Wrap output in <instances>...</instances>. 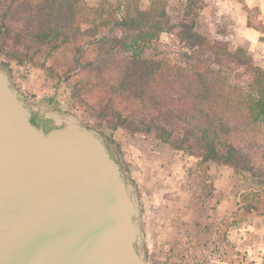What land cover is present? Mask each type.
I'll return each mask as SVG.
<instances>
[{
    "label": "trees",
    "instance_id": "obj_1",
    "mask_svg": "<svg viewBox=\"0 0 264 264\" xmlns=\"http://www.w3.org/2000/svg\"><path fill=\"white\" fill-rule=\"evenodd\" d=\"M21 2L26 12L39 16L40 23L30 28L16 26L14 9ZM203 7L201 0H187L173 23L164 0H152L144 10L136 0H127L120 17L110 0H100L96 7L80 0H0V37L25 48L12 52L0 47V56L21 65L31 61L29 48L59 50L82 26L91 28L93 35L107 32L105 39L111 48L132 52L131 57L109 61L108 54L98 50L97 59L88 60L83 68H88L86 80L71 93L73 103L97 127L123 129L130 136L153 135L172 151L200 163L263 177L244 159L240 144L242 135L264 127V69L244 49L231 50L226 42L209 40L195 30ZM173 32L187 48L180 65L140 58L161 34ZM98 62L100 67L95 66ZM94 92L98 94L96 105L84 96ZM35 120L33 116L31 121ZM262 148L264 151V143ZM251 211L263 216L264 205H247L239 216Z\"/></svg>",
    "mask_w": 264,
    "mask_h": 264
},
{
    "label": "water",
    "instance_id": "obj_2",
    "mask_svg": "<svg viewBox=\"0 0 264 264\" xmlns=\"http://www.w3.org/2000/svg\"><path fill=\"white\" fill-rule=\"evenodd\" d=\"M0 264H148L118 145L54 101H29L2 62Z\"/></svg>",
    "mask_w": 264,
    "mask_h": 264
},
{
    "label": "rangeland",
    "instance_id": "obj_3",
    "mask_svg": "<svg viewBox=\"0 0 264 264\" xmlns=\"http://www.w3.org/2000/svg\"><path fill=\"white\" fill-rule=\"evenodd\" d=\"M73 1V0H72ZM127 0H110L113 7L117 9L118 17H120L123 6ZM141 9H148L152 0H136ZM166 11L173 23H177L179 15L183 11V7L187 0H164ZM204 7L198 11L199 15L196 20L195 30L209 40L224 41L229 45L231 50L242 48L251 57L253 63L264 69V37L263 42L257 46L249 47L244 45L240 39H237L231 29L233 24L241 27L243 24L252 26L255 30L264 33V0H220L226 9L220 10V19L217 17L216 8H212L209 18L212 20L201 22L200 15L204 8L211 5L212 2L219 0H201ZM85 2L87 6L96 7L100 0H80ZM22 2L18 3L14 9L17 15L16 26L30 28L37 21L40 23L39 16L35 13H28L23 9ZM216 10V11H215ZM29 11V10H28ZM64 13H61L63 16ZM246 21V22H245ZM200 23V24H199ZM80 31L73 33L70 42L59 50L48 52L47 49L29 48L27 55L31 61H25L18 65L13 59L6 55L0 56V62L8 65L14 84L31 102L41 99L54 101L59 108L76 114L88 126L97 128L110 140L114 141L121 150L124 161L131 172L136 185L140 184V179L146 169L154 163L155 160L165 159L169 155L166 151L171 149L160 143L153 135L135 134L130 136L123 129L110 131L106 128H99L96 122L86 113V111L71 100V93L75 85L84 83L87 77L88 60L95 57L97 59L98 50L106 52L109 61L117 58H130L132 52L121 53L117 48H111V43L107 39V32L102 35H93L89 27H80ZM89 39V40H88ZM97 42H100L99 44ZM97 43V46L96 44ZM0 47L6 51L23 52L25 48L14 44L13 41H7L0 37ZM111 49V51H110ZM187 51L186 45L177 37V32L163 33L158 39L153 41L140 55L142 59L151 60H169L173 64L180 65L184 61V55ZM85 52L87 56L82 53ZM115 57V58H114ZM94 58V59H95ZM104 59V56L101 60ZM100 60V59H98ZM101 63H96V67H100ZM117 72V70H115ZM118 75V74H116ZM117 78V77H114ZM113 79V78H112ZM84 95V94H83ZM89 103L96 105L98 97L97 93L84 95ZM244 141L241 142V153L244 159L250 161L251 164L264 174V127H255L247 134L242 135ZM159 148V149H158ZM165 150V151H163ZM180 159L187 164H195L197 177V198H201L204 202L209 201V208L215 209V200L213 191V183L224 177L228 181L227 186H220L218 192H227L228 199L235 196L238 205L235 215L238 218L255 215L253 211L245 217L239 216L244 213L247 205H264V176H251L246 172L235 173L231 168L220 166L213 163H200L197 158L189 157L184 153L175 152ZM227 171L225 172L224 169ZM220 169L222 171L220 172ZM221 182L224 180H220ZM138 182V183H137ZM139 191V188H138ZM140 196V194H139ZM213 199H212V197ZM222 197V196H221ZM238 215V216H237ZM214 227V226H213ZM212 227V229H213Z\"/></svg>",
    "mask_w": 264,
    "mask_h": 264
},
{
    "label": "crops",
    "instance_id": "obj_4",
    "mask_svg": "<svg viewBox=\"0 0 264 264\" xmlns=\"http://www.w3.org/2000/svg\"><path fill=\"white\" fill-rule=\"evenodd\" d=\"M213 7L219 10L214 20L220 19V10L226 9L220 0L212 2L201 13V22L212 20L209 15ZM231 29L244 45L253 47L263 42L264 33L248 24H233ZM166 152L169 156L155 160L140 184L137 182L148 264H174L186 246L205 237L218 224L224 226L221 239L227 252L225 264H264V215L237 218L235 196L230 201L227 192H218L220 186L228 184L224 177L213 183L218 201L215 209H210L211 198L207 203L197 198L195 164L185 163L172 150Z\"/></svg>",
    "mask_w": 264,
    "mask_h": 264
},
{
    "label": "built area",
    "instance_id": "obj_5",
    "mask_svg": "<svg viewBox=\"0 0 264 264\" xmlns=\"http://www.w3.org/2000/svg\"><path fill=\"white\" fill-rule=\"evenodd\" d=\"M224 226L215 225L202 239L185 247L174 264H225L227 252L221 234Z\"/></svg>",
    "mask_w": 264,
    "mask_h": 264
}]
</instances>
